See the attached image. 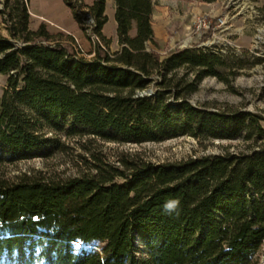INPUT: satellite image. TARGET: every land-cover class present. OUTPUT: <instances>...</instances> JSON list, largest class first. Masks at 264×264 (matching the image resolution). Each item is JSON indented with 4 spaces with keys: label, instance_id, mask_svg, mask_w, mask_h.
<instances>
[{
    "label": "trees",
    "instance_id": "1",
    "mask_svg": "<svg viewBox=\"0 0 264 264\" xmlns=\"http://www.w3.org/2000/svg\"><path fill=\"white\" fill-rule=\"evenodd\" d=\"M105 5H86L101 40L87 59L73 35L32 29L28 0H4L0 163L66 152L74 139L85 168L0 177V264H258L264 117L191 102L204 78L228 84L238 65L206 47L161 54L152 0H115L120 48L110 51ZM183 136L243 148L160 163L137 153L112 162L94 148ZM172 200L178 208L169 214Z\"/></svg>",
    "mask_w": 264,
    "mask_h": 264
},
{
    "label": "rangeland",
    "instance_id": "2",
    "mask_svg": "<svg viewBox=\"0 0 264 264\" xmlns=\"http://www.w3.org/2000/svg\"><path fill=\"white\" fill-rule=\"evenodd\" d=\"M152 1V27L158 42L157 50L161 54L184 47H206L222 53L227 65H238L237 74L230 76L228 84L215 77L204 78L198 90L191 95V102L195 105L206 104L212 110L232 108L252 111L264 117V14L261 11L264 0H215L210 3L199 0ZM81 3L87 5L85 0H81ZM109 5L111 9V0ZM3 8L4 0H0V10ZM28 9L32 29L45 24L50 32L71 34L75 37V49L79 55L87 59L92 57L96 43L90 39L81 22L73 17L75 12L80 20L79 7H72L63 0H28ZM201 17H206V26L199 25ZM0 31L7 35L1 14ZM112 32L111 19L104 25L102 34L107 37ZM112 47L111 41L110 51ZM6 78V75L0 74V101ZM73 140L67 141L71 149L56 152L47 158L35 156L1 162L0 177L12 181L23 173L37 171L60 177L75 175L85 165L78 157L84 151ZM96 144L94 148L101 150L112 162L121 153H137L149 161L160 163L179 161L190 156L220 154L226 150L235 152L243 148V143L237 140L201 143L188 136L138 145L111 142ZM258 264H264V244L259 251Z\"/></svg>",
    "mask_w": 264,
    "mask_h": 264
},
{
    "label": "built area",
    "instance_id": "3",
    "mask_svg": "<svg viewBox=\"0 0 264 264\" xmlns=\"http://www.w3.org/2000/svg\"><path fill=\"white\" fill-rule=\"evenodd\" d=\"M81 4H82L81 0H72V5H74V6L76 5L77 7H79L78 13L80 14L81 25L84 26V29L87 32L90 39L94 43H101L100 39H99V37L95 31L96 22H95L93 15L91 14V12L89 11V9L86 6L81 5ZM206 23H207L206 17H201L199 19V25L206 26Z\"/></svg>",
    "mask_w": 264,
    "mask_h": 264
},
{
    "label": "crops",
    "instance_id": "4",
    "mask_svg": "<svg viewBox=\"0 0 264 264\" xmlns=\"http://www.w3.org/2000/svg\"><path fill=\"white\" fill-rule=\"evenodd\" d=\"M92 2H93V0H85V3L87 5H91ZM111 2H112L111 9H110V5H109L110 0H106V5H105V14L107 15V18H108L106 23L110 22L111 19L113 20V32L110 36H107V38L111 39V41H112L113 47L111 48V50L116 51V50H119L120 46L118 44V37H117V32H116V21L114 18L115 0H111ZM132 32H134V30ZM153 32H154V30H153Z\"/></svg>",
    "mask_w": 264,
    "mask_h": 264
},
{
    "label": "clouds",
    "instance_id": "5",
    "mask_svg": "<svg viewBox=\"0 0 264 264\" xmlns=\"http://www.w3.org/2000/svg\"><path fill=\"white\" fill-rule=\"evenodd\" d=\"M178 208V201H175V200H172V201H167L165 204H164V210L167 212V213H172L174 211H176Z\"/></svg>",
    "mask_w": 264,
    "mask_h": 264
},
{
    "label": "water",
    "instance_id": "6",
    "mask_svg": "<svg viewBox=\"0 0 264 264\" xmlns=\"http://www.w3.org/2000/svg\"><path fill=\"white\" fill-rule=\"evenodd\" d=\"M149 93L151 94V91Z\"/></svg>",
    "mask_w": 264,
    "mask_h": 264
}]
</instances>
